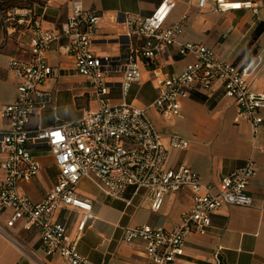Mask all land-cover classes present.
Instances as JSON below:
<instances>
[{"label": "built area", "instance_id": "obj_1", "mask_svg": "<svg viewBox=\"0 0 264 264\" xmlns=\"http://www.w3.org/2000/svg\"><path fill=\"white\" fill-rule=\"evenodd\" d=\"M88 0H72L73 11L58 29L43 28L33 8H0L7 28L31 24L35 33L29 41L31 57L13 58L10 69L19 80L17 98L1 110L7 122L0 129V152L4 175L0 177V212L12 210L6 222L13 227L23 222L27 229L35 228L41 235L42 246L48 255L59 254L71 264H102L79 251V242L88 222L93 217V202L78 193V185L89 179L103 193L123 199L129 186L145 188L152 195V210L162 209L168 193L190 189L193 208L174 228L143 224L127 226L123 239L145 244L148 264H174L184 256L187 237L193 233L207 234L212 227V214L226 205L251 206L248 186L257 174V163L249 159L237 170L222 177V187L215 192L194 170L181 166L165 167L168 148L159 129L148 114L154 107L166 122L181 116L182 99L193 91H208L216 80L224 84L225 96L238 107V119L252 124L254 134L264 121V94L252 89L250 76L261 61L259 55L243 65L221 59L216 51L201 43H179L184 32V19L169 23L176 0H162L149 16L126 12L125 24L128 52L118 56H100L92 45L100 30L102 15L87 8ZM209 3L213 11L253 9L252 0H198V8ZM187 17V16H185ZM67 38L68 51L73 54L76 67L85 76L97 97L99 106L87 110L77 121L51 127H31L32 116L40 110L54 106V95L45 89L46 81L55 74L48 62L51 44ZM178 44L179 52L192 56L193 61L177 73H165L158 66V57L169 47ZM153 67L158 95L150 106H138L124 100L111 104L112 80L120 74L122 96L125 99L132 86L142 79V66ZM188 138L173 133L170 146L187 150ZM41 151L51 155L59 168L57 182L41 201H33L20 190L21 184L33 180L42 168L35 154ZM65 208L80 214L76 233L67 228L66 221L56 218ZM0 232L7 234L0 225Z\"/></svg>", "mask_w": 264, "mask_h": 264}, {"label": "crops", "instance_id": "obj_2", "mask_svg": "<svg viewBox=\"0 0 264 264\" xmlns=\"http://www.w3.org/2000/svg\"><path fill=\"white\" fill-rule=\"evenodd\" d=\"M162 0H88L85 5L102 15L100 30L92 45L100 56H118L128 52L125 24L126 12L149 16ZM169 23L184 18V32L179 43L193 42L213 48L217 55L238 65L259 55L261 61L250 76L252 89L264 94V0H252L256 10L242 9L218 13L209 3L198 8V0H176ZM0 0V8H2ZM19 8V7H18ZM33 8L43 28L58 29L73 11L72 0H45L35 2ZM187 16V17H185ZM35 33L31 24L7 28L0 12V129L7 126L1 110L18 95L19 80L10 69L13 58L29 59V41ZM68 39L54 41L48 52V62L55 74L46 81L45 89L54 95V106L32 116L31 127H51L74 122L87 110L99 106L89 80L80 74L73 54L68 49ZM192 56L179 52L178 44L169 47L158 57V66L165 73H177L193 61ZM153 67L142 66V79L136 96L124 99L120 74L114 77L107 97L111 104L126 100L138 106H150L158 95ZM148 114L156 124L168 148L165 167H188L202 177L215 192L222 187V177L244 166L251 158L257 163V174L249 183L251 206L226 205L212 214L213 224L207 234L193 233L187 237L184 256L174 264H264V121L259 133L254 134L252 124L238 119L236 103L225 96L224 84L216 80L208 91H193L182 99L181 116L172 122L164 121L154 107ZM264 114V112H263ZM178 133L191 142L187 150L170 146V135ZM42 168L30 182L21 184L20 190L33 201H41L57 182L59 168L51 155L35 151ZM0 152V177L4 175ZM78 193L89 198L94 205L93 217L87 224L79 242V251L91 260L102 264H148L145 244L137 239L126 242L123 231L127 226L151 224L171 229L182 222L194 205L190 189L168 193L160 211L152 210L149 190L129 186L123 199L103 193L89 179L78 185ZM12 210L0 212V264H71L59 254L48 255L42 246L37 229H27L23 222L7 227ZM56 218L66 221L71 234H75L80 220L77 211L62 208Z\"/></svg>", "mask_w": 264, "mask_h": 264}, {"label": "rangeland", "instance_id": "obj_3", "mask_svg": "<svg viewBox=\"0 0 264 264\" xmlns=\"http://www.w3.org/2000/svg\"><path fill=\"white\" fill-rule=\"evenodd\" d=\"M30 1H32V0H2L1 4L5 10H8V9L14 8V7L20 8L21 6H24V7L33 6L34 3L32 5H30V3H31ZM37 1H42V0H37ZM43 1H45V0H43ZM135 84H138V83H135ZM135 84L132 86L131 91L127 97L129 101H131L132 98L134 96H136L138 86Z\"/></svg>", "mask_w": 264, "mask_h": 264}, {"label": "trees", "instance_id": "obj_4", "mask_svg": "<svg viewBox=\"0 0 264 264\" xmlns=\"http://www.w3.org/2000/svg\"><path fill=\"white\" fill-rule=\"evenodd\" d=\"M30 2H31L30 5H32V4L35 3V2L44 3L43 0H42V1L32 0V1H30ZM1 7H2V6H1ZM21 7H24V6H21ZM2 9H4V8L2 7Z\"/></svg>", "mask_w": 264, "mask_h": 264}]
</instances>
